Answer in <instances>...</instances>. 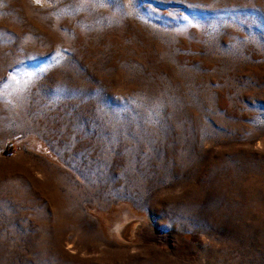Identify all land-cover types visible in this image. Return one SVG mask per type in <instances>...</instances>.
Instances as JSON below:
<instances>
[{"label":"rangeland","instance_id":"374dc122","mask_svg":"<svg viewBox=\"0 0 264 264\" xmlns=\"http://www.w3.org/2000/svg\"><path fill=\"white\" fill-rule=\"evenodd\" d=\"M0 264H264V0H0Z\"/></svg>","mask_w":264,"mask_h":264}]
</instances>
